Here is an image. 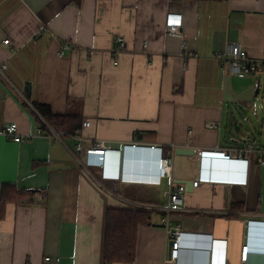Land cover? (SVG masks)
Masks as SVG:
<instances>
[{"label": "crops", "instance_id": "crops-1", "mask_svg": "<svg viewBox=\"0 0 264 264\" xmlns=\"http://www.w3.org/2000/svg\"><path fill=\"white\" fill-rule=\"evenodd\" d=\"M170 14L182 16L181 36L168 33ZM42 23L79 47L59 56V39L49 31L37 34ZM120 36L126 50L116 55ZM234 44L264 61V0H0V63H7L8 77L0 73V196L5 183L43 191L0 210V264H43L46 256L51 264H106L108 208L129 206L124 198L166 205L168 192L179 185L187 189L186 181L193 186L183 209L169 215L170 225L184 231L177 264H209L211 239H227V264H264V255L253 253L242 261L247 240L252 250H264V240H252L255 223L264 222V164L257 153L243 160L198 159L175 151L173 181L118 178L124 154H133L124 145L135 141L166 150L248 141L264 147L257 126L262 77H239L215 58ZM34 101L55 114L81 116L79 133L58 138ZM246 119L252 125L247 130ZM214 122L220 129L207 126ZM11 123L24 136L21 142L3 134ZM98 140L122 153L109 154L106 168H86L73 152L82 142L79 157L87 164ZM136 151L146 161L130 168L134 176L155 177L158 151ZM166 218L165 211L155 210L152 222L138 228L134 262L113 264H163ZM248 219L254 225L247 226Z\"/></svg>", "mask_w": 264, "mask_h": 264}, {"label": "built area", "instance_id": "built-area-1", "mask_svg": "<svg viewBox=\"0 0 264 264\" xmlns=\"http://www.w3.org/2000/svg\"><path fill=\"white\" fill-rule=\"evenodd\" d=\"M182 16L170 14L167 17V30L170 35L181 36V26H182ZM43 31H49L55 38H58L60 41L59 56H64L68 52L79 47L78 44L73 41L59 36L54 31H52L45 23H42L40 31L37 34H40ZM9 39L5 40L4 43L8 44ZM115 41L118 43V47L112 50L116 55L123 53L126 50L125 39L124 37H116ZM215 58L218 59L222 68L230 69L239 77H245L248 75L263 77L264 76V61L259 59H254L249 56L248 52L245 51L239 44L229 45L225 49L219 51L215 54ZM7 68V63H0V73L6 77L5 69ZM27 100V99H26ZM85 126L90 125V122L86 121ZM209 128L220 129V123H208ZM3 134L10 139L21 142L24 139L19 133L17 123L8 124L4 130ZM54 134L60 138L61 135L68 134L67 132H55ZM34 135H30L28 138H32ZM75 136V135H74ZM77 137V136H76ZM79 138V137H77ZM82 141V138H79ZM134 149H144V150H157L158 156L156 159V172L155 177H152V182L154 184H161L163 179L169 178L171 181L174 179L175 173V163H174V154L176 151V146L172 145L169 150L165 151L163 146L158 144H149V145H140L137 141L130 144H125L124 148ZM195 150V155L198 159L206 157H236L237 159L243 160L250 153H257L259 155V163L264 164V147H259L258 144L254 141H248L242 145H235L229 147L217 146L215 148H201V147H191ZM83 152L82 142L77 146V151L73 152L78 161L87 168L88 165H101L109 154H121L122 149L113 148L111 145H108L106 141H94L93 146L87 152L88 163L82 162L80 159V154ZM96 182L106 190L110 191L114 195L118 196L115 192L106 187L102 182L96 179ZM186 186L179 185L177 188H172L169 194V202L166 205H148L140 203L137 201H132L129 199H121L127 205L143 209H154L161 210L167 213V218L164 220V227L166 231V239L168 244V251L165 254L163 264H177L181 256V251L183 248V234L184 231L180 225L171 226L169 223V215L174 210L183 209L184 205V195L186 193ZM119 197V196H118ZM261 218H264V215ZM252 220H246L247 226H251ZM264 221V220H262ZM250 246L247 240V243L243 247V256L242 261L247 262ZM216 251L217 257L215 261H212L210 257V252ZM209 253V264H227V239H211L210 245L208 246ZM264 255V254H263ZM53 258L51 256L44 257L43 264H51ZM27 264H31L30 262Z\"/></svg>", "mask_w": 264, "mask_h": 264}, {"label": "trees", "instance_id": "trees-1", "mask_svg": "<svg viewBox=\"0 0 264 264\" xmlns=\"http://www.w3.org/2000/svg\"><path fill=\"white\" fill-rule=\"evenodd\" d=\"M42 118L57 132L76 135L82 126V117L78 115H59L52 111L50 105L33 102ZM45 131L47 125L38 117ZM166 151V149H165ZM43 191L18 190L14 183H5L0 196V210L10 203L25 202L28 196ZM44 194V193H43ZM32 200V199H28ZM241 205H234L239 208ZM154 209H143L132 206L110 207L106 215V241L104 261L106 264L116 262L133 263L136 257L137 232L140 226L152 222Z\"/></svg>", "mask_w": 264, "mask_h": 264}, {"label": "water", "instance_id": "water-1", "mask_svg": "<svg viewBox=\"0 0 264 264\" xmlns=\"http://www.w3.org/2000/svg\"><path fill=\"white\" fill-rule=\"evenodd\" d=\"M25 94L30 97L31 94H32V89H31V83L30 82H27L26 83V87H25ZM176 154L178 155H188V156H193L195 155V150L190 148V147H179L176 149ZM145 157H143L142 155V152L141 151H136L134 153L133 151V154L130 155L128 157V162L131 164V165H134L135 162H137L138 164L140 165H143L145 163ZM187 184V190L188 191H191L192 190V186H193V182L192 181H186L185 182ZM254 225V223L251 224V226ZM255 227H256V233H252V237L254 240L253 242L255 241H261V240H264V222L262 223H255ZM249 246H250V253H249V257L250 255L253 253V254H259V255H263L264 254V250H252V246L251 244L249 243Z\"/></svg>", "mask_w": 264, "mask_h": 264}, {"label": "clouds", "instance_id": "clouds-1", "mask_svg": "<svg viewBox=\"0 0 264 264\" xmlns=\"http://www.w3.org/2000/svg\"><path fill=\"white\" fill-rule=\"evenodd\" d=\"M105 162L106 161H104L103 164H101V166H103L104 168H106L107 166ZM130 168H134V165H131L128 162V158H126L124 154L122 165H121V172L119 173L118 178H120V180L124 182L139 183V184H153L152 182L153 176H149V175L141 176V177L134 176V172L131 171ZM210 257L212 261H215L217 257V252L211 251Z\"/></svg>", "mask_w": 264, "mask_h": 264}, {"label": "rangeland", "instance_id": "rangeland-1", "mask_svg": "<svg viewBox=\"0 0 264 264\" xmlns=\"http://www.w3.org/2000/svg\"><path fill=\"white\" fill-rule=\"evenodd\" d=\"M261 84V87H260V93H259V99H260V103H261V106H262V109H261V117L259 118V121L257 123V126L258 128H261L263 130V134H262V139H264V76L262 77V80L260 82ZM251 120H254V118L256 119L257 121V118L256 117H253L252 115L250 116ZM247 120V119H246ZM245 120V125H244V129L247 130V125L250 126V128H252V125H251V122L248 123V120L246 121ZM248 133H250V135L253 133L256 137L260 138V132H254V131H248ZM85 156L82 155V159H84ZM137 166H139L140 164H138L137 162L135 163ZM133 193H134V186H131L129 188ZM140 189H143L144 188H140Z\"/></svg>", "mask_w": 264, "mask_h": 264}, {"label": "bare ground", "instance_id": "bare-ground-1", "mask_svg": "<svg viewBox=\"0 0 264 264\" xmlns=\"http://www.w3.org/2000/svg\"><path fill=\"white\" fill-rule=\"evenodd\" d=\"M136 163V162H135ZM134 163V167H136V164Z\"/></svg>", "mask_w": 264, "mask_h": 264}]
</instances>
